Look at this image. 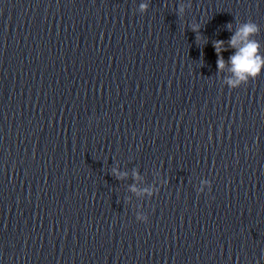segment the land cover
Returning a JSON list of instances; mask_svg holds the SVG:
<instances>
[{"label":"clouds","instance_id":"clouds-1","mask_svg":"<svg viewBox=\"0 0 264 264\" xmlns=\"http://www.w3.org/2000/svg\"><path fill=\"white\" fill-rule=\"evenodd\" d=\"M149 4L142 2L139 4V12L144 13L148 9ZM191 7V3H189ZM184 11L183 6L180 4L178 7V16H181ZM231 24H227L229 31H231ZM190 29L197 33L200 30V26L197 23H192ZM260 32L259 26L252 20L241 22L235 32L228 39V47L235 49L232 55L228 57L229 70L231 77L226 80V83L230 89H236L241 84H247L250 80L256 79L264 71V54L260 53V44L257 40L253 39ZM225 42L223 40L213 41V47L217 55V71H223L225 68V60L222 52L227 51L224 47ZM239 45V46H238ZM111 174L117 179L122 178V174L113 168ZM164 183H167L165 181ZM203 185L207 186V189L211 191V182L207 179L201 181ZM131 191L136 192L137 189L133 185ZM144 191H147L146 189ZM204 192V189H200V193ZM136 220L147 223V214H137Z\"/></svg>","mask_w":264,"mask_h":264}]
</instances>
